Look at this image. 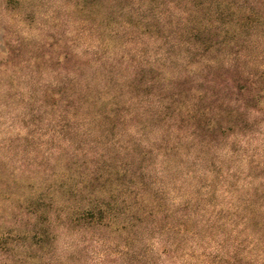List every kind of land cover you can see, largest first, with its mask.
<instances>
[{
    "label": "trees",
    "instance_id": "obj_1",
    "mask_svg": "<svg viewBox=\"0 0 264 264\" xmlns=\"http://www.w3.org/2000/svg\"><path fill=\"white\" fill-rule=\"evenodd\" d=\"M95 2L75 5L95 17L94 24L84 21L99 33L104 24L121 23L123 31L107 30V49L138 26L142 35L153 32L161 55L146 61L110 51V63H96L99 71L95 67L90 77L89 53L77 55L55 33L36 46L17 36L16 52L0 43V72L33 82L47 72L55 76L34 82L40 109L56 123L48 133L47 166L16 173L21 263L42 264L61 229H99L122 237V264H163L165 257L177 264L175 253L196 257L189 245L204 248L212 240L224 254L212 257L204 249V264H264V158L244 151L245 167L231 165L237 144L251 138L264 118V71L253 65L254 55L244 54L254 36H264V0ZM185 65L198 68L172 74ZM124 128L142 132V138L159 128V136L146 143ZM222 142L226 160L214 158L213 168L197 176L193 169ZM79 152L85 162L76 172L60 168L61 159L73 161ZM10 182L0 175V185ZM173 193L181 197L176 205ZM5 236L0 233L2 250Z\"/></svg>",
    "mask_w": 264,
    "mask_h": 264
},
{
    "label": "rangeland",
    "instance_id": "obj_2",
    "mask_svg": "<svg viewBox=\"0 0 264 264\" xmlns=\"http://www.w3.org/2000/svg\"><path fill=\"white\" fill-rule=\"evenodd\" d=\"M77 1L71 0L67 4L63 0H0V43L10 44L15 47L16 52L17 36L27 40L29 45L36 46L40 41H46L49 35L55 33L70 43L77 55L84 57L89 53L87 57L92 60L93 66L90 77L95 76L94 71L97 65L110 63L112 58L108 55L110 51L119 55L125 51L132 53V57L137 60L143 57L146 61L154 60L161 55L158 49L159 44L152 38L153 32L142 35V29L138 26L127 29L125 34L120 32L123 30L120 26L121 23L117 21L104 24L101 34L97 28L91 29L84 20H89L94 24L95 17L87 16L85 12L81 11L80 7L75 5ZM96 26H100V24ZM118 27H120L119 32L123 34V37H120L118 42L110 44V48L107 49L110 43L107 30H115ZM251 40L253 46L244 54L254 55L253 65L256 69L264 71V56H262L264 55V36L259 33ZM102 41H104L103 48L100 47ZM257 57L260 58L257 59ZM97 58L102 60L93 61ZM99 66L97 67L98 71ZM197 68V65H185L174 68L171 72L178 76L194 72ZM54 77V73L47 72L39 75L36 78L37 81L34 82L42 83L45 79L51 82ZM34 82L16 78V72L11 70L0 72V175L11 180L9 184L0 185V233H5L4 238H8L5 250L0 249V264H22L19 252L16 253V173L23 172L22 170L26 168L37 172L47 166L46 157L49 158L51 154L48 146L50 141L48 133L56 126V123L51 122L52 117L47 114L44 108L40 109L39 96L35 92L37 87ZM189 87L190 84L186 83L181 89L185 91ZM24 117L25 122H22ZM156 126L161 128L160 125ZM133 129L124 128L123 131L135 133V137L141 139L142 132L139 133L137 130L135 132ZM158 129H152L149 135L145 132L142 140L147 143L148 140L158 137ZM251 133V138L240 141L236 146L234 153L236 156L233 157L235 161H232L231 165L237 169L244 168L246 165V159L242 158L245 155L244 151H247L246 154L249 156L264 158V118ZM93 135L95 134H91L87 140L92 139ZM27 137L29 138L24 140ZM73 138L76 137L73 136ZM102 147L103 145H99L98 150L92 149L91 154H96ZM226 151V143H220L217 151H212L193 169L195 174L203 175L213 168L211 162L214 161V158H216V162L220 157L225 159ZM78 155L79 160L77 158L71 161L65 157L61 159L60 168L70 167L73 172H76L77 168L85 162L83 157H80V152ZM43 159L46 164H42ZM191 182L187 186L189 193L196 190V185ZM180 198L177 193H173L170 198L172 205L181 201ZM57 235L54 251L46 249L43 252L42 264H122L126 260L125 256H122L126 249L120 242L122 237L119 234L99 229L93 232L61 229ZM196 243L198 242H192L189 245L190 249L195 250L193 255L196 257L185 256L181 252L175 253L174 263L204 264L199 259V255L204 253V249L211 253L212 257L224 254L218 249V240L210 241L204 248H202L204 244L197 245ZM156 250H159V247ZM39 254V251L35 252V255ZM161 261L163 264H171L166 257ZM26 264L40 263L32 261V263Z\"/></svg>",
    "mask_w": 264,
    "mask_h": 264
}]
</instances>
